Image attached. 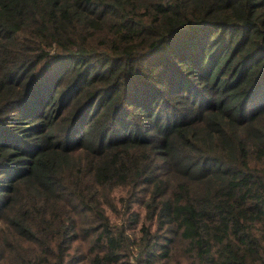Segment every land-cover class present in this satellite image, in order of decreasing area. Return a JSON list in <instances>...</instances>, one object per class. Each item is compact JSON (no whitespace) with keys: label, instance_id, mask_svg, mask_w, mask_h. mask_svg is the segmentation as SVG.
<instances>
[{"label":"trees","instance_id":"trees-1","mask_svg":"<svg viewBox=\"0 0 264 264\" xmlns=\"http://www.w3.org/2000/svg\"><path fill=\"white\" fill-rule=\"evenodd\" d=\"M0 264H264V0H0Z\"/></svg>","mask_w":264,"mask_h":264},{"label":"rangeland","instance_id":"rangeland-1","mask_svg":"<svg viewBox=\"0 0 264 264\" xmlns=\"http://www.w3.org/2000/svg\"><path fill=\"white\" fill-rule=\"evenodd\" d=\"M110 214V213H109ZM112 216V218H114V215L113 214H110Z\"/></svg>","mask_w":264,"mask_h":264}]
</instances>
